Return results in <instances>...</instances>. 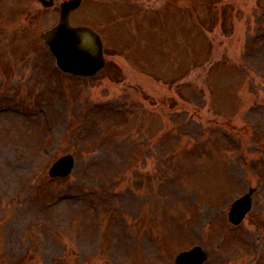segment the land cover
<instances>
[{
    "label": "rangeland",
    "instance_id": "1",
    "mask_svg": "<svg viewBox=\"0 0 264 264\" xmlns=\"http://www.w3.org/2000/svg\"><path fill=\"white\" fill-rule=\"evenodd\" d=\"M61 1L0 0V264H264V0H85L92 77L41 37Z\"/></svg>",
    "mask_w": 264,
    "mask_h": 264
},
{
    "label": "water",
    "instance_id": "2",
    "mask_svg": "<svg viewBox=\"0 0 264 264\" xmlns=\"http://www.w3.org/2000/svg\"><path fill=\"white\" fill-rule=\"evenodd\" d=\"M77 1V0H75ZM63 5L61 22L46 31L43 36L57 55L64 67H75L76 71L93 73L103 66L102 41L100 36L87 26H72L68 14L76 2ZM73 166L70 157H64L53 167L54 174L69 173ZM250 207L248 199H242L233 211L235 219H240ZM192 264H195L194 262Z\"/></svg>",
    "mask_w": 264,
    "mask_h": 264
}]
</instances>
